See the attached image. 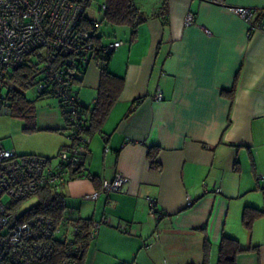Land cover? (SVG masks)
<instances>
[{
  "label": "crops",
  "instance_id": "obj_1",
  "mask_svg": "<svg viewBox=\"0 0 264 264\" xmlns=\"http://www.w3.org/2000/svg\"><path fill=\"white\" fill-rule=\"evenodd\" d=\"M224 2L253 9L256 18L264 12V0ZM134 3L147 19L134 40L129 28L114 27L125 37L112 40L123 45L108 70L124 86L90 136L84 167L91 178L60 190L69 219L106 220L81 264H204L206 240L207 262L216 264L222 236L246 249L236 264H264V215L249 230L242 225L246 207L264 211V33L202 0ZM188 15L195 25H185ZM99 78L90 65L74 85L83 106L92 107ZM35 127L33 135L44 131L52 142L6 149L54 159L66 143L63 116ZM150 148L157 149L155 170ZM116 174L127 179L121 192L84 199ZM148 198L164 212L161 221L150 218Z\"/></svg>",
  "mask_w": 264,
  "mask_h": 264
},
{
  "label": "built area",
  "instance_id": "obj_2",
  "mask_svg": "<svg viewBox=\"0 0 264 264\" xmlns=\"http://www.w3.org/2000/svg\"><path fill=\"white\" fill-rule=\"evenodd\" d=\"M202 1L219 5L237 16L249 26L250 32L264 33V20L256 18L253 9L226 6L224 0ZM83 14L84 6L79 0H0V115H7L10 110L9 76L30 60L38 62L42 78L32 87L37 95L50 96L61 108L66 140L54 159L20 155L0 142V264H41L54 254L59 244L63 250L56 264H80L85 253L84 244L76 241L79 224L70 222L64 227L40 215L14 223L21 214L12 210L13 204L26 201L41 190L59 191L68 181L91 178L84 167L91 141L85 133L88 120L70 79L78 69L84 72L90 65L99 68L106 56L122 47L123 42L101 44L96 36L100 27L97 22L95 30H80ZM185 25H195L192 15L186 17ZM155 99L162 97L157 94ZM126 183L125 176L116 174L103 180L100 188L84 199L108 198L121 192ZM215 193L220 190L215 189ZM148 203L150 218L161 221L164 212L154 200L148 198ZM192 204V200L186 201V207ZM105 222L104 218L92 222L89 241L97 237ZM119 229L124 231V226Z\"/></svg>",
  "mask_w": 264,
  "mask_h": 264
},
{
  "label": "trees",
  "instance_id": "obj_3",
  "mask_svg": "<svg viewBox=\"0 0 264 264\" xmlns=\"http://www.w3.org/2000/svg\"><path fill=\"white\" fill-rule=\"evenodd\" d=\"M95 0H79V2L85 7L89 6ZM102 5V21L111 27H127L130 29V40H134L138 27L146 21L145 15L136 7L134 0H100ZM259 18H264V12L257 15ZM94 22L84 18V14L80 20V30L91 31L95 30ZM99 39V38H98ZM113 54V53H112ZM107 55L104 64L99 66L100 78L99 86L97 90L96 98L92 107H84V115L88 120V127L85 130L87 135L92 136L97 132L103 122L105 121L110 109L118 100L123 86L124 78L116 77L112 75L108 70V63L111 55ZM85 72V71H84ZM82 70H77L75 74L71 75V84H79L84 75ZM40 67L38 62L30 60L29 63L23 64L17 70L12 72L8 78V86H10L7 97L10 102V110L7 115L12 117H18L25 120L26 125L24 130L28 132L37 131L35 127V115L33 108L24 96L25 90L31 88L34 83L41 79ZM38 97H44V95H38ZM47 97V96H46ZM50 97V96H48ZM61 115L63 112L59 107ZM64 119V118H63ZM65 130V123H64ZM53 132H59V130H52ZM60 150V149H59ZM88 154V152H87ZM86 154V156H87ZM157 149L150 148L148 152V158L150 160V166L153 170L157 169L156 164ZM85 156V157H86ZM84 157V159H85ZM49 159V158H48ZM39 196V202L36 206L32 207L28 211L22 213L14 221L19 223L25 221L34 216H44L56 224H62L64 227L68 223H76L80 225V231L76 235V241L83 243L87 248L89 244L88 233L91 228L92 221H82L69 219L66 213L65 197L62 192L54 190H41L37 194ZM17 205H12L13 212L17 211ZM264 215V211L256 210L254 208L246 207L242 213V225L245 229L249 230L253 222ZM63 250L62 245H57L54 254L48 259L44 260L41 264H56ZM246 249H242L239 242L235 239L222 236L218 246L217 263L216 264H236V258L239 254L245 252ZM210 253V245L207 240L204 242V258L205 263ZM83 260V258H82ZM81 260V262H82ZM80 262V264H81Z\"/></svg>",
  "mask_w": 264,
  "mask_h": 264
},
{
  "label": "rangeland",
  "instance_id": "obj_4",
  "mask_svg": "<svg viewBox=\"0 0 264 264\" xmlns=\"http://www.w3.org/2000/svg\"><path fill=\"white\" fill-rule=\"evenodd\" d=\"M99 5H101V1L95 0L89 6L85 7L84 10V18L100 23V27L96 31V36L98 38L101 37L102 39H106L107 41L124 39L125 36H122V29L111 27L102 21L103 12L101 11V8H99ZM24 96L33 108L35 121L39 127L55 125L57 117L62 118L59 106L53 98L48 96L38 97L36 90L33 87L25 90ZM25 125L26 122L22 118L12 117L10 115H0L1 144L5 148H14V145L17 146V144L20 145L22 143L32 146L33 144L47 145L52 142L53 137H47L48 134L44 133V131L33 135V133L38 132V130L35 132H28L24 130ZM25 153L28 152L17 150V154ZM39 200V196L34 195L26 201L19 203V205H17L18 213L22 214L28 211L36 206ZM65 215H69V210H66Z\"/></svg>",
  "mask_w": 264,
  "mask_h": 264
}]
</instances>
